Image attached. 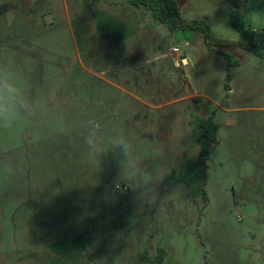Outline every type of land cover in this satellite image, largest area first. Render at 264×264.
<instances>
[{
    "label": "rangeland",
    "instance_id": "rangeland-1",
    "mask_svg": "<svg viewBox=\"0 0 264 264\" xmlns=\"http://www.w3.org/2000/svg\"><path fill=\"white\" fill-rule=\"evenodd\" d=\"M177 1L184 19L208 24L210 38L161 39L156 51L165 58L144 66L135 87L110 82L121 66L113 65L116 45L101 38L118 35L125 0H0V65L33 96L54 95L43 114L0 129V163L15 170L0 176V256L152 264L164 249L163 264H264V58L234 26L264 31V0ZM82 37L92 61L78 53ZM184 37L196 45L190 63ZM229 60L239 65L227 79ZM210 116L220 129L205 204L169 179L185 158H197L194 122ZM87 118L135 143V191L123 183L116 190V154L99 167L87 161L78 127Z\"/></svg>",
    "mask_w": 264,
    "mask_h": 264
},
{
    "label": "clouds",
    "instance_id": "clouds-1",
    "mask_svg": "<svg viewBox=\"0 0 264 264\" xmlns=\"http://www.w3.org/2000/svg\"><path fill=\"white\" fill-rule=\"evenodd\" d=\"M53 99L54 95L51 93L43 99L33 96L28 85L10 66L0 65V129H12L22 120L43 114ZM78 127L86 147L87 161L99 167L102 157L110 152L116 154L121 168L116 190H122L120 184L123 183L135 191L133 179L141 174V169L137 160V147L133 140L123 131L109 132L95 118L82 119ZM0 170L3 172L0 176L4 179L15 175L11 161L0 163Z\"/></svg>",
    "mask_w": 264,
    "mask_h": 264
},
{
    "label": "trees",
    "instance_id": "trees-1",
    "mask_svg": "<svg viewBox=\"0 0 264 264\" xmlns=\"http://www.w3.org/2000/svg\"><path fill=\"white\" fill-rule=\"evenodd\" d=\"M131 4L137 8H143L148 11L156 24L164 25L172 33L187 34H203V39L208 41L210 36V27L201 19L186 20L181 16L180 7L177 0H131ZM241 36L249 43V48L253 52L264 58V31L254 33L247 30L244 26L235 25ZM239 63L232 64L228 61V78L230 77V68L238 66ZM225 90L230 91L231 88L225 84ZM194 126L198 132L197 144L199 145V153L195 160L185 158L178 170L172 171L169 183L171 185H183L190 189L193 198H201L202 201L208 203V194L206 191V181L208 177L209 162L211 160L212 150L219 141L220 125L210 117H198ZM54 255H59L56 250H50ZM48 251H45L46 260L48 259ZM165 259V250L159 249L158 254L151 261L152 264H163ZM53 259L51 264L54 263ZM42 264V261L40 262ZM206 264V263H204Z\"/></svg>",
    "mask_w": 264,
    "mask_h": 264
},
{
    "label": "crops",
    "instance_id": "crops-1",
    "mask_svg": "<svg viewBox=\"0 0 264 264\" xmlns=\"http://www.w3.org/2000/svg\"><path fill=\"white\" fill-rule=\"evenodd\" d=\"M130 1L125 0V6L122 7L121 17L124 22L121 23L118 35L111 34V31L108 30L102 32L101 38L104 40L111 39V43L116 45L117 52L115 53H117V56L115 58L117 62L113 65L118 63L121 66L119 73L112 76L113 81L110 82L114 83V80H117L122 84H134L136 87L138 84L143 83L144 73L142 70L144 66H149L150 62L165 58L166 52L164 50L159 53L156 51L160 40L164 38L174 40L176 33L170 32L164 25L156 24L148 11L146 14L145 9L133 6ZM112 39H115V41L112 42ZM183 40L189 47L187 52L189 54L186 55V59L183 62L187 60L190 63L192 58L190 54L196 53V45L185 37ZM81 43L83 44L77 45V50L81 57L82 51L85 55L84 57L89 61L97 57L96 52L90 47L88 38L82 37ZM83 48L87 49V51L83 50ZM122 92L126 93L127 89L122 88ZM2 258L3 256H0V264H39L37 262L38 259L35 260L30 255L21 257L17 261L16 259L12 260V257L11 259L8 257Z\"/></svg>",
    "mask_w": 264,
    "mask_h": 264
},
{
    "label": "built area",
    "instance_id": "built-area-1",
    "mask_svg": "<svg viewBox=\"0 0 264 264\" xmlns=\"http://www.w3.org/2000/svg\"><path fill=\"white\" fill-rule=\"evenodd\" d=\"M252 31H253L254 33H258L257 29H252ZM174 51L179 52V50H178L177 48L174 49Z\"/></svg>",
    "mask_w": 264,
    "mask_h": 264
},
{
    "label": "water",
    "instance_id": "water-1",
    "mask_svg": "<svg viewBox=\"0 0 264 264\" xmlns=\"http://www.w3.org/2000/svg\"><path fill=\"white\" fill-rule=\"evenodd\" d=\"M50 18H51V15H47V16H46V22H47V23H50V20H49Z\"/></svg>",
    "mask_w": 264,
    "mask_h": 264
}]
</instances>
